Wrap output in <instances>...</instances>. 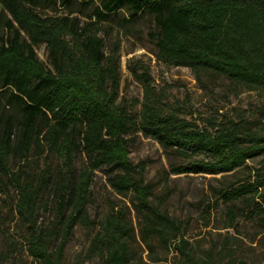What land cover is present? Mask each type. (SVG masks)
Returning a JSON list of instances; mask_svg holds the SVG:
<instances>
[{
	"label": "trees",
	"instance_id": "16d2710c",
	"mask_svg": "<svg viewBox=\"0 0 264 264\" xmlns=\"http://www.w3.org/2000/svg\"><path fill=\"white\" fill-rule=\"evenodd\" d=\"M99 1L89 14L94 20L81 23L77 16L41 12L74 0H0V184L15 189L29 255L37 264H66V243L82 225L92 235L80 264H165L172 251V264H247L237 255L239 237L201 254L194 250L184 221L153 201V185L143 178L144 165L130 158L129 142L138 132L154 138L181 160L171 166L174 174L244 173L217 189L216 202L225 205L227 227L236 228L245 214L264 228V0ZM121 9L126 25L150 16L159 60L189 67L205 90L223 78L232 91L253 92L254 99L235 116L216 109L198 121L168 103L141 67L142 100L127 106L118 98L119 57L105 52L98 34V24ZM40 42L51 67L36 54ZM44 152L60 164L31 170L27 164ZM82 152L87 162L75 166ZM102 168L115 192L132 197L130 206L111 203L91 219L90 187ZM50 181L53 216L41 225L36 212L47 209L42 191ZM211 207L206 203L202 211L209 215Z\"/></svg>",
	"mask_w": 264,
	"mask_h": 264
},
{
	"label": "rangeland",
	"instance_id": "374dc122",
	"mask_svg": "<svg viewBox=\"0 0 264 264\" xmlns=\"http://www.w3.org/2000/svg\"><path fill=\"white\" fill-rule=\"evenodd\" d=\"M99 4V0L87 4L74 0L71 6L58 4L43 8L41 12L48 15L77 16L81 23H84L94 20V17L89 18V14L91 9ZM126 16L127 11L121 9L117 15H111L100 22L98 34L104 38L105 52L115 51L119 57L118 98L127 106L131 107L134 100H142L143 87L137 77L141 67L148 68L152 85L163 93L168 103L180 106L186 112V117H193L198 121L216 109H219L221 116H235L254 99L253 92L232 91L228 81L223 78L208 82L209 86L205 90L189 67L164 63L156 57L157 48L149 36L154 25L148 14L127 25L123 22ZM35 51L38 58L51 67L46 44L38 43L35 45ZM138 107L139 105L134 109ZM129 156L134 163L144 165L143 178L153 185V201L171 216L184 221V236L198 254L213 244L220 247L226 245L229 239L233 241L235 237H239L240 247L237 255L246 258L247 264H264V228L245 214L237 218L236 228L227 227L225 205L215 199L218 188L243 177L244 173L226 176L207 173L174 174L171 172V166L181 160L166 151L154 138L141 132L132 136L129 142ZM86 162L85 154L79 153L75 166ZM48 163L52 168H56L60 161L44 152L39 159L31 161L27 166L36 171L46 167ZM248 163L252 164L251 161ZM50 183L51 181L42 191L43 200L48 202L47 209L42 205L36 212V221L41 225L48 224L53 216ZM90 190L87 209L91 219L102 216L111 203H126L130 206L131 192L125 195L115 192L108 182L106 168L94 171ZM15 196L12 185L7 184L4 187L0 184V264H37L29 255L25 244L24 231L15 210ZM206 203L212 206L209 215L202 211ZM128 216L135 225L137 235V218L131 207ZM91 235L92 230L82 225L75 227L64 250L66 264H80L81 254L87 248ZM137 245L138 253L145 257L147 251L142 244ZM174 254L173 251L167 254V261L164 263L172 264ZM83 264L95 263L87 261Z\"/></svg>",
	"mask_w": 264,
	"mask_h": 264
}]
</instances>
